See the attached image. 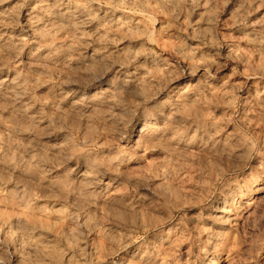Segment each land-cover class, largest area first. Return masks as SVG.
I'll use <instances>...</instances> for the list:
<instances>
[{"label": "clouds", "instance_id": "1", "mask_svg": "<svg viewBox=\"0 0 264 264\" xmlns=\"http://www.w3.org/2000/svg\"><path fill=\"white\" fill-rule=\"evenodd\" d=\"M29 2L0 0V17L23 33ZM230 2L37 0L30 36L0 33V75L16 73L0 79V264H97L95 235L105 259L119 256L173 211L190 219L185 208L199 211L184 242L217 248L264 156V133L241 112L255 81L264 128V19H249L264 0L229 24ZM261 219L237 234L252 259Z\"/></svg>", "mask_w": 264, "mask_h": 264}, {"label": "rangeland", "instance_id": "2", "mask_svg": "<svg viewBox=\"0 0 264 264\" xmlns=\"http://www.w3.org/2000/svg\"><path fill=\"white\" fill-rule=\"evenodd\" d=\"M16 2L17 0H12V5H6L5 7L11 8ZM36 2L37 0H30L29 4L20 12V22L25 25L23 33L18 28L13 29L10 27L11 20L6 17H0V33H8L9 36L17 37L21 35L30 36L31 28L28 27L29 13L35 7ZM257 7H259L258 3L252 4L250 0H231L221 14L220 19L222 22L230 24L235 16H242ZM0 11H3V9H0ZM62 11H66V9H62ZM195 18H198V14ZM249 19H264V8L254 12ZM156 27L160 28L161 25L157 24ZM223 32L225 35L238 36L242 34L230 27H224ZM7 39L8 36L5 37V40ZM188 43L195 45L198 42L188 41ZM224 51L226 53L227 49ZM165 55L167 56L168 53H165ZM23 59L25 63L29 62L27 55ZM230 73L231 69L229 68L222 74L223 78L215 86L219 87L223 83V79H226ZM15 75V72L5 71L3 75H0V79L7 77L11 80ZM237 79H234L233 83L237 82ZM259 90L264 91V81L260 82ZM243 95L251 101V104L245 105L241 112L249 114L250 122L256 120V123L252 124V130L255 135L260 136L264 133V128L259 125V119L256 115L260 111V105L255 99L257 95V84L255 81L248 82ZM233 131V126L230 125L228 127V135H231ZM250 172L248 186L238 201L239 213L233 214L232 224L226 229L223 228L222 224L219 225L223 230V239L219 242L217 248H208L204 251L195 244L190 245V243L184 242L187 236L195 235V214L199 211L196 208H185L184 213H187L190 219H185L184 223L181 224L179 216L173 211L171 213L172 218L168 220L163 229L160 227L149 229L143 242L132 245L126 252H121L119 256L105 259V249L108 247L106 240L100 235H95L93 243L96 246L97 264H119L121 259H123L124 264H264V251H259L255 259H252V255L249 252L241 254L237 251V234H243L245 223L249 217L255 215L258 218H264V156H258L253 159ZM195 183L198 182L195 181L194 177H188L185 186L189 188V193ZM216 204L217 206H222V202L219 199ZM152 216L157 219L161 216L167 218L168 213L165 209H157L153 211ZM261 223H264V219H261ZM169 226H172L171 232L169 231Z\"/></svg>", "mask_w": 264, "mask_h": 264}]
</instances>
